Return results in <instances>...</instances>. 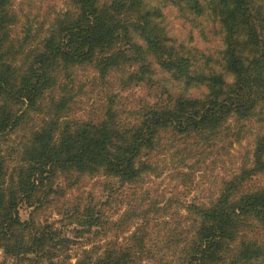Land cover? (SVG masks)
<instances>
[{
    "label": "trees",
    "instance_id": "trees-1",
    "mask_svg": "<svg viewBox=\"0 0 264 264\" xmlns=\"http://www.w3.org/2000/svg\"><path fill=\"white\" fill-rule=\"evenodd\" d=\"M16 1L0 0L1 264H264V0H64L41 23ZM165 169L167 201L144 187Z\"/></svg>",
    "mask_w": 264,
    "mask_h": 264
},
{
    "label": "rangeland",
    "instance_id": "rangeland-1",
    "mask_svg": "<svg viewBox=\"0 0 264 264\" xmlns=\"http://www.w3.org/2000/svg\"><path fill=\"white\" fill-rule=\"evenodd\" d=\"M65 5H67V3L64 0H17L14 3V8L12 7V11L20 12L21 10V23H24V14H28L31 19H35L37 23H41L49 12L52 10L62 11L61 9L64 8ZM67 9L74 12L73 8L68 7ZM21 31V25L20 28L14 29V33L18 35H21ZM114 85H116V82ZM129 92L130 91L126 92V94L124 93L125 95L123 96V107L127 110L136 107L139 102V98L144 97V95L138 91L134 90L130 94ZM10 139L13 142L18 141V138L15 135H13ZM246 148L247 145L245 143L240 146H235L234 149L230 151V156L224 159L223 163H219L214 167H212L210 162H207L204 165L205 170H203L202 175L197 179V188H195L194 192L190 194V198L198 197L205 199L209 194L216 192V189L218 188V182L220 183L224 178L230 176L237 164L241 161ZM262 179L264 178L256 177L253 179V181L258 180L262 182ZM152 181H154L152 184L147 183L144 185V187H148L147 185H149L150 188L154 187L158 190V195L163 196L165 201L177 195V192L175 189H173L174 182L169 177L166 169L163 171L160 179ZM25 216L26 215L23 213L22 217L24 218ZM4 261L12 262L11 259H7L3 252L0 251V264Z\"/></svg>",
    "mask_w": 264,
    "mask_h": 264
}]
</instances>
